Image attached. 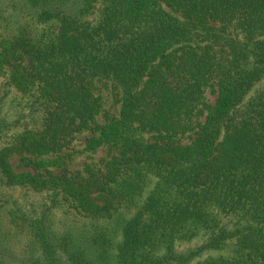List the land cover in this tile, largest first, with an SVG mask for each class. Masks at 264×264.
Masks as SVG:
<instances>
[{"label":"trees","instance_id":"trees-1","mask_svg":"<svg viewBox=\"0 0 264 264\" xmlns=\"http://www.w3.org/2000/svg\"><path fill=\"white\" fill-rule=\"evenodd\" d=\"M0 79V264H264V0H0Z\"/></svg>","mask_w":264,"mask_h":264},{"label":"rangeland","instance_id":"rangeland-1","mask_svg":"<svg viewBox=\"0 0 264 264\" xmlns=\"http://www.w3.org/2000/svg\"><path fill=\"white\" fill-rule=\"evenodd\" d=\"M9 12H11V15H16V17L12 18L11 23H13L14 29L17 28L19 25H27L30 29L34 28V25L28 17H23V13L21 12V9L19 6H17V9L15 11H12L10 6L7 7ZM94 16H92L90 19H93ZM16 24V26H14ZM33 32V30H31ZM34 33V32H33ZM1 80V79H0ZM2 81V80H1ZM1 83V82H0ZM8 90V91H7ZM5 89L4 87L0 86V96L3 97L4 101V111L7 113H10V120L17 119L16 116H14L12 113L14 112L12 109H10L9 106H12V102L15 103V101L20 100V94L15 89ZM98 94H101L104 98V109L105 110H113V93H112V87L111 85L107 84L105 85V88L102 92H97ZM208 100L211 103L215 102L216 96L213 94L208 93ZM14 116V117H13ZM88 137L87 134H79L76 137V140L74 141L70 152L73 150H81L84 147L86 138ZM86 154H78L76 155V158L71 166V169L73 171L83 169L86 163H91L92 161H99L100 158H103L106 156V150L102 149L99 150L92 159H89L85 156ZM12 165L14 166L15 170L18 172L27 170L26 168L20 166V157L15 156L11 160ZM28 201L31 203L32 207L36 208V206L39 203L43 202V198L36 193H29L28 195ZM125 216H128L126 213ZM48 219L50 221V225L53 228V231L56 232L58 237H62L68 230L72 231V235L74 237V245L79 248L80 245H86L85 239L89 236V233L91 232L90 228H80L73 225V219L69 217L67 214H65L61 209L54 210L52 214L48 215ZM4 224H6V220L3 221ZM19 240H15L16 244L14 246L13 243H11V247H9V259L10 264H42L41 261L44 264H50V261L46 259L41 247H39V244L36 243H30L32 241V237H18ZM190 245V244H189ZM186 245V246H189ZM6 246V245H5ZM7 247V246H6ZM184 249V248H180ZM62 257V258H61ZM56 258H58L60 264H67L66 256H63L61 254V249L57 246L56 247ZM45 260V261H44Z\"/></svg>","mask_w":264,"mask_h":264}]
</instances>
